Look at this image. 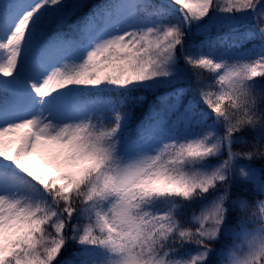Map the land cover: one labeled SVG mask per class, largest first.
I'll list each match as a JSON object with an SVG mask.
<instances>
[{"label": "snow or ice", "instance_id": "6c2138e0", "mask_svg": "<svg viewBox=\"0 0 264 264\" xmlns=\"http://www.w3.org/2000/svg\"><path fill=\"white\" fill-rule=\"evenodd\" d=\"M0 264H264V0H0Z\"/></svg>", "mask_w": 264, "mask_h": 264}, {"label": "trees", "instance_id": "16d2710c", "mask_svg": "<svg viewBox=\"0 0 264 264\" xmlns=\"http://www.w3.org/2000/svg\"><path fill=\"white\" fill-rule=\"evenodd\" d=\"M96 2H102V0H96ZM204 79H207V74H205ZM193 86L196 87L194 79H193ZM152 98L153 97L151 95H149V100H151ZM146 108H147V103H145V105H144V109H146ZM144 109L137 108L135 110V118L136 119H138V118H140L142 116ZM133 124H135V119L133 121ZM239 135L248 136L249 134L248 133H241ZM234 147H235L236 150H243L244 148H246V145L237 144ZM256 163L259 164V161H257ZM72 247H75V245H73ZM189 247L191 248V246H189Z\"/></svg>", "mask_w": 264, "mask_h": 264}]
</instances>
